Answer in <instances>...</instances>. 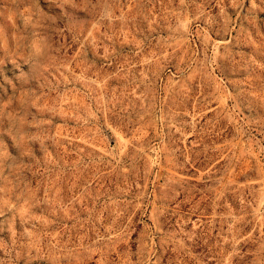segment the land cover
<instances>
[{"label":"rangeland","instance_id":"374dc122","mask_svg":"<svg viewBox=\"0 0 264 264\" xmlns=\"http://www.w3.org/2000/svg\"><path fill=\"white\" fill-rule=\"evenodd\" d=\"M0 264H264V0H0Z\"/></svg>","mask_w":264,"mask_h":264},{"label":"trees","instance_id":"16d2710c","mask_svg":"<svg viewBox=\"0 0 264 264\" xmlns=\"http://www.w3.org/2000/svg\"><path fill=\"white\" fill-rule=\"evenodd\" d=\"M139 227V226H138ZM134 251V250H133ZM165 261V259H162V262H164Z\"/></svg>","mask_w":264,"mask_h":264}]
</instances>
